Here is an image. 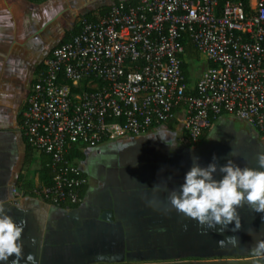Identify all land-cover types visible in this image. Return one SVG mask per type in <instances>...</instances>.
I'll use <instances>...</instances> for the list:
<instances>
[{"label": "crops", "instance_id": "1", "mask_svg": "<svg viewBox=\"0 0 264 264\" xmlns=\"http://www.w3.org/2000/svg\"><path fill=\"white\" fill-rule=\"evenodd\" d=\"M119 1L127 0H0V202L15 221H27L25 257L31 253L38 264H254L264 213L240 207V229L233 232L229 224L218 234L175 209L166 211L168 192L179 190L194 161L206 167L215 157L217 169L228 159L258 168L264 138L232 115L212 120L195 147L181 144L182 110L141 135L75 145L70 156L86 179L78 202L54 205L32 195L31 188L52 175L44 173L49 157L31 148L20 129L31 86L81 17H100V8ZM222 175L213 174L217 180ZM227 236L238 237V246L217 244Z\"/></svg>", "mask_w": 264, "mask_h": 264}, {"label": "built area", "instance_id": "2", "mask_svg": "<svg viewBox=\"0 0 264 264\" xmlns=\"http://www.w3.org/2000/svg\"><path fill=\"white\" fill-rule=\"evenodd\" d=\"M186 41L208 61L193 85ZM179 110L184 147L197 146L221 115L264 138V0L119 1L81 17L44 59L22 113L21 132L52 172L32 195L76 204L86 179L68 157L72 146L141 135Z\"/></svg>", "mask_w": 264, "mask_h": 264}, {"label": "clouds", "instance_id": "3", "mask_svg": "<svg viewBox=\"0 0 264 264\" xmlns=\"http://www.w3.org/2000/svg\"><path fill=\"white\" fill-rule=\"evenodd\" d=\"M229 156L232 157L233 153H229ZM215 160L213 157L214 162L206 167L193 162L179 190L168 192L170 207L166 211L175 209L196 220L202 228L214 229L218 234H223L229 224L235 225L231 231L236 232L241 227L238 208L247 205L254 212L264 213V153H258L255 157L258 168L241 167L233 159H228L217 169ZM217 170L223 174L219 180L213 176ZM8 213L9 209L0 202V262H7L13 257L11 264H20L22 259L26 264H38L31 253L26 257L24 255L22 235L27 221L20 219L17 222ZM31 243H36L34 237ZM217 244L238 246V237L227 236ZM252 252L259 258L254 264H259V260L264 259V240L258 241Z\"/></svg>", "mask_w": 264, "mask_h": 264}, {"label": "trees", "instance_id": "4", "mask_svg": "<svg viewBox=\"0 0 264 264\" xmlns=\"http://www.w3.org/2000/svg\"><path fill=\"white\" fill-rule=\"evenodd\" d=\"M136 1L137 0H127V2H132V3L136 2ZM109 8H110V5L109 6H104V7L100 8L98 10V13L104 15L108 11ZM86 16L89 17V15H86ZM70 31L71 32H69L67 34V36L63 39V41L61 43H63L64 41H66L67 39H69L73 34H75L78 31V27H75L74 29H72ZM184 45H185V54L183 56V60H184L183 67H184L185 71H187L186 68L189 65L188 64L189 60H192L194 58H198L199 57V54H198L197 50L195 49V47L193 46V43L191 41H186L184 43ZM186 74H187V72H186ZM73 150H76V146H72L71 147V149L69 151V154H68V157L71 158L70 155L73 156V154H71L73 152ZM44 173H45L46 176L48 175L49 177H51V175H52L51 168H50V159L48 160L47 164L44 167Z\"/></svg>", "mask_w": 264, "mask_h": 264}, {"label": "rangeland", "instance_id": "5", "mask_svg": "<svg viewBox=\"0 0 264 264\" xmlns=\"http://www.w3.org/2000/svg\"><path fill=\"white\" fill-rule=\"evenodd\" d=\"M99 0H91L92 3H95ZM113 4V3H112ZM111 4V5H112ZM207 66V60L204 56L200 55L199 58H194L189 61V70H190V84L193 85L195 78L200 74L201 70Z\"/></svg>", "mask_w": 264, "mask_h": 264}]
</instances>
